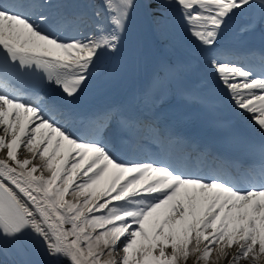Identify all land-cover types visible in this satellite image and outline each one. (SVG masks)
Wrapping results in <instances>:
<instances>
[{
	"label": "snow or ice",
	"instance_id": "snow-or-ice-1",
	"mask_svg": "<svg viewBox=\"0 0 264 264\" xmlns=\"http://www.w3.org/2000/svg\"><path fill=\"white\" fill-rule=\"evenodd\" d=\"M182 60L161 59L144 97L150 118L86 105L135 75L133 16ZM257 30L261 46L249 38ZM193 67L243 141L242 156L200 145L159 113ZM13 264H264V0H0V257ZM0 264L4 261L0 259Z\"/></svg>",
	"mask_w": 264,
	"mask_h": 264
},
{
	"label": "bare ground",
	"instance_id": "bare-ground-1",
	"mask_svg": "<svg viewBox=\"0 0 264 264\" xmlns=\"http://www.w3.org/2000/svg\"><path fill=\"white\" fill-rule=\"evenodd\" d=\"M159 38L161 39L164 50L168 53V56L172 57L175 61H177V59L180 60L183 57L184 51L189 47L188 38L184 35L183 31L179 29H174L168 40H164L160 36ZM134 40L136 47L142 48V50L146 54V59L142 64L140 70L136 73V75L139 79L149 82L152 78L153 73L155 72V69L150 54L148 52L144 36L139 27L137 29H134ZM189 75L191 80H193L195 83L197 81V77L202 76L201 73L197 72L195 67L190 70ZM132 95L136 100L141 101L144 108V113H148V105L143 99L142 94L138 92L137 88L133 90ZM231 113L233 112L231 111ZM0 259L4 261V264H13V261H16L13 255L0 257ZM222 264H227V261H223Z\"/></svg>",
	"mask_w": 264,
	"mask_h": 264
}]
</instances>
